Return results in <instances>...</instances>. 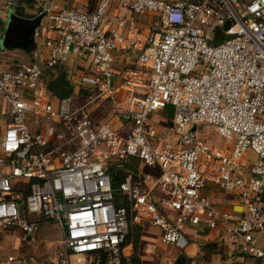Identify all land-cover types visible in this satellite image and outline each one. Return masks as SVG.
I'll return each instance as SVG.
<instances>
[{
  "label": "built area",
  "instance_id": "obj_1",
  "mask_svg": "<svg viewBox=\"0 0 264 264\" xmlns=\"http://www.w3.org/2000/svg\"><path fill=\"white\" fill-rule=\"evenodd\" d=\"M18 6L0 0V10ZM46 13V59L0 62V227L57 225L54 264H134L127 246L145 225L180 250L188 230L204 228L264 264V0H99L89 12ZM133 14L151 16L143 39L122 36L126 26L138 33ZM131 47L137 58L117 69L116 55ZM71 57L83 69L60 96L43 72ZM120 90L113 115L96 118L95 101H116ZM202 123L225 145L206 143ZM131 158L135 175L114 187ZM208 183L241 208L217 207Z\"/></svg>",
  "mask_w": 264,
  "mask_h": 264
},
{
  "label": "crops",
  "instance_id": "obj_2",
  "mask_svg": "<svg viewBox=\"0 0 264 264\" xmlns=\"http://www.w3.org/2000/svg\"><path fill=\"white\" fill-rule=\"evenodd\" d=\"M17 1L20 6L22 7L23 16H20L16 13V9H14V12L16 15L20 17H27V18H36L40 17V24L38 28L36 29L38 35H35V41L33 44V47L30 50H22V49H3L0 47V52H11L12 51H20L22 53V56L27 61H33L42 63L46 57H47V50L44 46V42L48 36H53V32L50 31V26L52 25L51 20L49 19L47 15V11H56L59 9H76L79 11H93L98 3L99 0H33L32 4H28L25 2V0H15ZM114 4L111 6L108 14H111L112 12H116V9H114ZM121 13L126 14L127 17L130 16V13H125V11L120 10ZM136 19V30L137 34H135L134 29H129V27H125L121 29V33L123 37H132L136 39H143L145 35H147L150 32L151 29V22L149 19H144L145 15L140 14H133L132 15ZM148 16V15H147ZM9 17V10H0V37L7 25ZM110 27V25H109ZM139 53V49L131 47L127 51H123L121 54L116 55V68L121 69L123 66L126 65L129 61L131 62L132 59H136L137 55ZM24 60V61H25ZM83 60H79L77 58L71 57L66 63H63L53 69H45L43 72V75L46 72H56L58 77H62V79L65 81V83L72 89L74 88L75 82L73 81L74 76L79 69H83ZM119 76H114L116 79ZM120 78V77H119ZM54 79V80H55ZM52 80V81H54ZM51 81V82H52ZM49 85V83H46ZM55 91V94L57 95H63L59 93V91ZM116 96V104L120 105V102L123 99V93L120 90L118 93L115 94ZM1 105V104H0ZM99 109V107H97ZM96 109V110H98ZM95 113V110L93 111V115ZM95 116V115H94ZM168 120H170L171 117H168ZM160 118V116L158 117ZM1 170V166H0ZM221 192H224L222 194ZM203 193L208 196L216 205L222 210L227 211H238L241 207L235 203V200L233 199V196L226 192L225 190L208 183L205 188L203 189ZM224 195V196H222ZM226 195H230L231 198H225ZM134 228L137 229H143L140 226H135ZM8 231H4L2 228H0V264H54V261L57 259L58 255V249L49 253L47 257L43 260H37L33 258L32 256L22 252L21 256H15L12 253H8L5 249L9 245L6 241V236L4 233ZM16 233V231H9ZM18 232V231H17ZM19 233V232H18ZM189 238L191 239L189 242V245L185 248V250H178L179 252L183 254V264H258L257 260L249 257H244L240 255L238 252L233 250L232 246H229L227 242H225L221 237H219L218 234H216L213 231H209L207 229H190L188 230ZM264 234V233H263ZM262 235V234H261ZM263 236V235H262ZM17 240L15 243V248L20 249V240L21 238L16 237L14 238ZM13 239V240H14ZM62 240V239H61ZM52 243V242H51ZM14 244V243H13ZM62 244V243H61ZM132 242L131 245L129 244L127 246V252L131 250L132 248ZM177 250V249H176ZM212 252L207 255H205V251L209 253L208 251ZM180 253V254H181ZM12 257L13 260H9L8 258ZM177 260V258H176ZM174 261V263L176 262ZM133 262H134V251H133ZM173 263V264H174Z\"/></svg>",
  "mask_w": 264,
  "mask_h": 264
},
{
  "label": "rangeland",
  "instance_id": "obj_3",
  "mask_svg": "<svg viewBox=\"0 0 264 264\" xmlns=\"http://www.w3.org/2000/svg\"><path fill=\"white\" fill-rule=\"evenodd\" d=\"M151 16H147L145 14L144 19H149ZM153 18V17H152ZM223 39L217 40L216 43L221 42ZM1 51V50H0ZM25 59L22 56L20 51H12L11 52H0V62L4 65H13L14 63L24 61ZM27 61V60H25ZM28 62V61H27ZM57 76L56 72H46L43 75V80L45 83H51L52 80ZM120 84V78L117 77L113 79V86L117 87ZM116 99V96H114ZM83 98L77 97V102L81 103ZM93 104V111L95 110V117L98 119L110 118L114 111V105H116V101H104L101 103L98 99ZM99 107V109L97 108ZM98 109V110H96ZM159 114V113H157ZM159 115H154V118H158ZM169 124V123H168ZM0 125H2V120L0 118ZM30 127H33V124H29ZM200 137L208 144L215 146H224L225 141L216 133L214 126L202 123L197 127ZM248 156L252 159L255 156L252 153H248ZM224 194V192H221ZM224 196V195H222ZM225 198H231V196L226 195ZM37 218V216H35ZM2 228V227H0ZM4 231H8L5 234L6 241L8 242V246L6 247V251L8 253H12L15 256H21L22 252L32 256L37 260H43L47 257L49 253L53 251L55 248L58 249V255L62 250V231L61 229L55 225L54 223L46 220H41L40 223L37 224V227L31 234H26L19 229L16 228H2ZM16 231V233L9 232ZM19 233H18V232ZM156 230L149 226H144L143 229L134 228V241L132 242L131 252L134 251V258L138 260L139 264H173L179 252L177 247L175 246H165L160 243L158 239L155 238L154 233ZM16 237L21 238L20 240V249L15 248V243L17 242ZM137 238V240H136ZM14 239V240H13ZM157 240V241H156ZM52 242V243H51ZM14 243V244H13ZM177 249V250H176ZM233 249V248H232ZM205 251V255H209L211 251ZM134 263V262H133Z\"/></svg>",
  "mask_w": 264,
  "mask_h": 264
},
{
  "label": "water",
  "instance_id": "obj_4",
  "mask_svg": "<svg viewBox=\"0 0 264 264\" xmlns=\"http://www.w3.org/2000/svg\"><path fill=\"white\" fill-rule=\"evenodd\" d=\"M39 24L40 17H20L15 14L13 8H10L7 25L0 37V47L30 50L33 47Z\"/></svg>",
  "mask_w": 264,
  "mask_h": 264
},
{
  "label": "trees",
  "instance_id": "obj_5",
  "mask_svg": "<svg viewBox=\"0 0 264 264\" xmlns=\"http://www.w3.org/2000/svg\"><path fill=\"white\" fill-rule=\"evenodd\" d=\"M33 0H25V2H27L28 4H32ZM22 7L19 6L16 7V13L20 16H23V12H22ZM50 90H57L59 91V93L63 94V95H68L72 92V89L65 83V81L62 79V77H58L57 79H55L54 81H52L51 83H49L48 85ZM92 91L89 90H80L79 93L83 94V95H89L91 94ZM167 112L165 113L168 117L172 116V107H168V109L166 110ZM136 167H137V161L134 158H131L129 161H127L123 167L119 170H117V174H115L113 176V186L116 187L119 183V178H121V176L125 175L126 173H132L133 175H135L136 173ZM137 240V238H136ZM135 255V253H134ZM134 264H139L138 260L134 258ZM174 264H183V254H179L177 257V260Z\"/></svg>",
  "mask_w": 264,
  "mask_h": 264
}]
</instances>
